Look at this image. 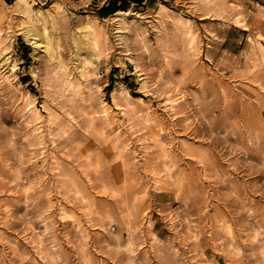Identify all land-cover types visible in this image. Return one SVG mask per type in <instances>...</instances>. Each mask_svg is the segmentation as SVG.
I'll return each mask as SVG.
<instances>
[{"label": "rangeland", "instance_id": "374dc122", "mask_svg": "<svg viewBox=\"0 0 264 264\" xmlns=\"http://www.w3.org/2000/svg\"><path fill=\"white\" fill-rule=\"evenodd\" d=\"M111 1L0 0V264H264V0Z\"/></svg>", "mask_w": 264, "mask_h": 264}, {"label": "trees", "instance_id": "16d2710c", "mask_svg": "<svg viewBox=\"0 0 264 264\" xmlns=\"http://www.w3.org/2000/svg\"><path fill=\"white\" fill-rule=\"evenodd\" d=\"M128 9V3L125 0H112L108 7L100 10L99 17L105 18L117 12H125Z\"/></svg>", "mask_w": 264, "mask_h": 264}, {"label": "bare ground", "instance_id": "6f19581e", "mask_svg": "<svg viewBox=\"0 0 264 264\" xmlns=\"http://www.w3.org/2000/svg\"><path fill=\"white\" fill-rule=\"evenodd\" d=\"M19 7L24 10V11H28L30 10L29 5H25L22 2L19 1ZM129 16V13H125V12H117L115 15L116 21L121 22V23H126L127 18ZM29 41V40H28ZM36 45V44H35ZM39 46V45H38Z\"/></svg>", "mask_w": 264, "mask_h": 264}]
</instances>
